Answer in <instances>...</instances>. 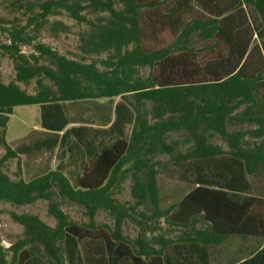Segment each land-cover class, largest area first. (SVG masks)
I'll use <instances>...</instances> for the list:
<instances>
[{
	"label": "trees",
	"instance_id": "1",
	"mask_svg": "<svg viewBox=\"0 0 264 264\" xmlns=\"http://www.w3.org/2000/svg\"><path fill=\"white\" fill-rule=\"evenodd\" d=\"M10 4L25 21L0 23V51L14 66L11 80L0 78V201L49 198L55 225L11 211L23 235L0 242V264H264V0ZM60 14L90 26L80 36L84 52H111L101 65L33 42ZM50 28L70 24L55 18ZM26 44L34 53L21 51ZM31 80L28 92L21 83ZM28 104L39 105V128L8 142L13 108ZM55 151L54 168L37 163ZM20 156L29 177L19 169L11 178L5 163ZM126 177L137 206L149 199L141 219L110 196ZM54 192L84 207L88 222L69 219ZM100 208L114 213L113 226L95 223ZM126 217L139 225L133 239L122 233ZM160 219L180 234L157 233Z\"/></svg>",
	"mask_w": 264,
	"mask_h": 264
},
{
	"label": "rangeland",
	"instance_id": "2",
	"mask_svg": "<svg viewBox=\"0 0 264 264\" xmlns=\"http://www.w3.org/2000/svg\"><path fill=\"white\" fill-rule=\"evenodd\" d=\"M24 1V0H22ZM36 1V0H31ZM11 2L13 0H0V23L3 26H10L15 23V19H19L21 23L25 21L23 14L17 10V6L11 7ZM87 18L94 21L96 14L85 12ZM59 18L65 23L70 24V30L68 32L63 31H53L50 28V23L55 19ZM90 26L88 24L82 23L78 24L74 22L73 19L67 17L65 14L55 15L49 17V22L46 24L45 28L35 34L33 42L42 41L45 44L51 46L53 49L57 50L59 53L66 55L69 58L76 59L79 61L89 62L95 60L99 65L101 61L106 59L111 53L109 51H103L101 53H86L82 50V42L80 36L83 31H88ZM32 34V33H31ZM5 33L0 30V42L6 41ZM21 51L25 54L34 53V49L31 45H22ZM39 64L48 65L47 59L40 57L38 58ZM147 69L143 70L146 73ZM14 76V66L13 61L7 55L1 53L0 51V78L7 82L11 80ZM21 86L25 88L28 92L34 91V82L31 80L28 83H21ZM118 99V97H115ZM39 105L38 104H28V105H17L13 108V112L10 114L9 120L5 128V138L8 142H11L19 137L27 134L32 128H37L39 126ZM235 127L242 128L243 125L236 123ZM130 130V125L127 127V132ZM100 144L109 143L111 141L108 136H102L98 138ZM4 153V149L0 148V156ZM60 152L55 151L51 154L48 152H43L37 157V163H44L49 161L51 167H55L58 163V157ZM23 156L10 158L5 163V172L11 178H16L17 174L20 172L25 178L29 177V173L23 172ZM132 181L129 177L124 178L121 182L109 188L110 196L117 200V203L128 209L131 216L136 219H141L137 212L144 211L149 208V199L144 197L139 198L138 201H145V204L137 206V197L131 188ZM51 201L57 202L58 208L71 220L83 223L88 222L90 219L89 213L81 205L62 198L57 192L50 197ZM14 211L16 213H30L37 215L42 221L50 226L55 225V218L49 212V198L38 199L34 203L25 205H13L9 202L0 201V242L4 247H7L10 243L16 241L23 235V226L18 222L14 221L10 215V212ZM93 220L97 224H106L108 226H113L114 224V213L108 208H100L93 215ZM161 220V219H160ZM161 229L157 230V233L163 234L164 236L174 237L180 234V229L175 227H169L162 220L160 221ZM204 223L200 220L194 224L195 228H202ZM122 233L124 236L130 239L135 238L139 232L138 223L126 217L122 222ZM154 233V234H157ZM148 236H151L147 233ZM10 252L7 253V259H10Z\"/></svg>",
	"mask_w": 264,
	"mask_h": 264
},
{
	"label": "crops",
	"instance_id": "3",
	"mask_svg": "<svg viewBox=\"0 0 264 264\" xmlns=\"http://www.w3.org/2000/svg\"><path fill=\"white\" fill-rule=\"evenodd\" d=\"M117 100H118V99H114L113 102L115 103ZM37 128H39V126H38ZM126 131H127V129H126ZM92 140H93V138H91L90 141H92ZM90 144H93V143L91 142Z\"/></svg>",
	"mask_w": 264,
	"mask_h": 264
}]
</instances>
